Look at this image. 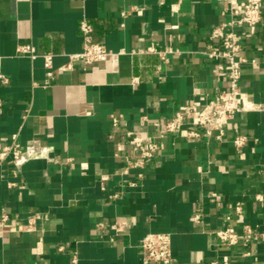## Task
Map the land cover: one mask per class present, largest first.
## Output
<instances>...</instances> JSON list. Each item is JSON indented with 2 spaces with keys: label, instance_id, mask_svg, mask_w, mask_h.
<instances>
[{
  "label": "crops",
  "instance_id": "obj_1",
  "mask_svg": "<svg viewBox=\"0 0 264 264\" xmlns=\"http://www.w3.org/2000/svg\"><path fill=\"white\" fill-rule=\"evenodd\" d=\"M239 1L0 0V152L15 134L42 151L19 167L0 158V218L9 216L0 264H161L141 258L150 232L171 235L172 264H264L263 241L245 256L242 242L216 236L243 224L264 231V108L237 113L222 141L160 135L154 125L228 88L207 55L209 35ZM83 19L111 52L106 61L70 60L83 50ZM150 46L166 60L131 53ZM243 55L255 62L243 65L240 87L264 106V21ZM127 130L158 142L144 167L134 166Z\"/></svg>",
  "mask_w": 264,
  "mask_h": 264
},
{
  "label": "built area",
  "instance_id": "obj_2",
  "mask_svg": "<svg viewBox=\"0 0 264 264\" xmlns=\"http://www.w3.org/2000/svg\"><path fill=\"white\" fill-rule=\"evenodd\" d=\"M122 14L125 16L126 12ZM263 21L264 0H240L231 10V19L219 23L212 29L209 38L215 42V46L207 55L219 62L218 67L225 73L228 80V88L217 91L211 99L205 102L191 100L183 108L177 110L172 117L155 122L154 125L159 129L160 135H183L194 141L215 135L217 140L222 141L227 126L237 113L264 108V106H256L250 102L248 94L243 92L240 87L243 65L248 62H255L254 59L249 60L243 55V50L248 39L256 35L257 28ZM80 30L83 38V50L70 54V60L88 65L106 61L111 52L102 42L94 41L92 24L83 19L80 23ZM19 50L32 56L35 53L30 44L20 46ZM165 52L155 46H150L134 50L131 53L157 54L166 60ZM43 57L45 66L48 69V78H53V54L45 53ZM64 68L61 67V69ZM4 81H6L5 78ZM143 119L147 120L148 117L144 116ZM113 124L117 125L118 120L114 119ZM125 136L128 143L140 155V159L134 162V166L144 167L147 162L157 157L159 145L152 136H143L135 130H127ZM246 141L247 137L244 135H236L233 139L237 147L243 146ZM9 156L12 157L13 164L19 167L30 158L42 156V151L39 143L23 148L15 134L12 136L11 142L4 145L0 152L1 159ZM139 176L142 177V173ZM134 184L132 183V185ZM257 198L260 199V196ZM235 209L238 213H241L242 204L237 203ZM8 219V214L3 213L0 218V226L5 224ZM195 220L199 221L198 215L195 216ZM34 224V219H31L26 226L20 227L30 230ZM114 227L117 229L118 225H114ZM216 236L222 243L227 245L242 242L245 247L243 254L245 256L253 253L256 242H264V231L257 230L249 224H243L241 232L234 227L219 229L216 231ZM139 248L141 258L146 263H173L172 241L169 233L150 232L143 238ZM73 261H77L76 256H74ZM212 264H216V262Z\"/></svg>",
  "mask_w": 264,
  "mask_h": 264
}]
</instances>
